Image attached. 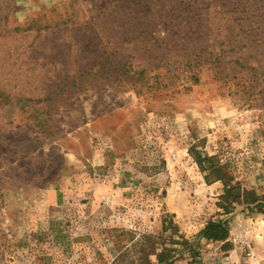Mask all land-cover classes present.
<instances>
[{
    "label": "rangeland",
    "instance_id": "374dc122",
    "mask_svg": "<svg viewBox=\"0 0 264 264\" xmlns=\"http://www.w3.org/2000/svg\"><path fill=\"white\" fill-rule=\"evenodd\" d=\"M229 177L264 193V0H0V264H264Z\"/></svg>",
    "mask_w": 264,
    "mask_h": 264
},
{
    "label": "trees",
    "instance_id": "16d2710c",
    "mask_svg": "<svg viewBox=\"0 0 264 264\" xmlns=\"http://www.w3.org/2000/svg\"><path fill=\"white\" fill-rule=\"evenodd\" d=\"M105 66L106 65H104L103 67ZM92 75H96V72L93 70L83 71L78 75L76 80H87V78ZM199 164L201 165L203 170L209 169L211 173H219L220 168L215 167L216 164L214 163V159L212 157L200 159ZM220 178L224 179V177ZM230 179L231 178L229 177L224 180V189L223 193L220 196L219 205H221V207H223L227 213L233 211L238 205H244L250 212L257 211L264 214V193L260 194L254 190H248L238 182L235 184H231ZM201 234L207 241H222L225 243V245L229 243L227 241L229 237V228L227 221H210L202 230ZM163 251L164 253L158 255V264H169L170 259L172 260V258L174 257V255L171 254L174 249L164 248Z\"/></svg>",
    "mask_w": 264,
    "mask_h": 264
}]
</instances>
